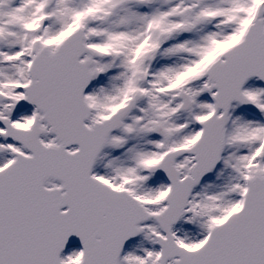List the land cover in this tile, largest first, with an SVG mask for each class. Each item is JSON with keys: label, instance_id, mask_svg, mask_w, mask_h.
I'll return each instance as SVG.
<instances>
[{"label": "snow or ice", "instance_id": "1", "mask_svg": "<svg viewBox=\"0 0 264 264\" xmlns=\"http://www.w3.org/2000/svg\"><path fill=\"white\" fill-rule=\"evenodd\" d=\"M0 264H264V0H0Z\"/></svg>", "mask_w": 264, "mask_h": 264}]
</instances>
